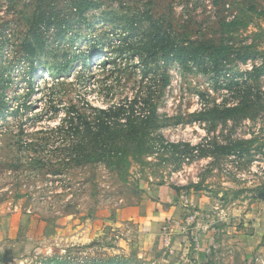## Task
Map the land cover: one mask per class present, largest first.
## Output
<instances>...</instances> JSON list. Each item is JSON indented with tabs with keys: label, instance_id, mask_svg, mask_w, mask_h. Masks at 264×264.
Returning <instances> with one entry per match:
<instances>
[{
	"label": "rangeland",
	"instance_id": "374dc122",
	"mask_svg": "<svg viewBox=\"0 0 264 264\" xmlns=\"http://www.w3.org/2000/svg\"><path fill=\"white\" fill-rule=\"evenodd\" d=\"M80 1L0 0V216L22 217L10 264L177 262L168 223L158 240L134 219L118 221L122 207L156 198L164 186L179 189L187 257L199 222L220 232L219 249L202 264H226L223 242L250 232L251 212L264 208V0H87L96 5L82 16ZM40 13L67 22L61 32L40 28L28 77L20 45ZM149 15L177 41L225 47L218 71L159 59L142 75L132 41L148 38ZM147 91L155 122L137 126L123 157L96 160L92 136L75 134L65 114L84 112L94 125V107ZM241 98L249 106L224 116ZM243 140L251 142L236 152L219 148ZM79 143L91 151L87 161H77Z\"/></svg>",
	"mask_w": 264,
	"mask_h": 264
},
{
	"label": "trees",
	"instance_id": "16d2710c",
	"mask_svg": "<svg viewBox=\"0 0 264 264\" xmlns=\"http://www.w3.org/2000/svg\"><path fill=\"white\" fill-rule=\"evenodd\" d=\"M87 0H82L79 2L78 7L75 10L78 11L80 16L84 12L95 6ZM254 8V7H253ZM264 14V9L260 11ZM37 22L34 24L32 34L26 36L21 42V51L24 54L25 60L28 63V77H32L31 72L34 68L36 58L39 57V50L42 47V32L40 28L43 27L47 29L49 27H54L58 32L66 27L67 20L59 18L55 14L40 13L37 15ZM148 21V35L146 41L143 40L139 44L137 41H132V47L134 50L140 54L142 64V75L146 76L145 72L152 66L149 63L158 62L161 59L163 62H168L169 60H174L184 68H191L193 66H199L201 70L206 71L207 68L211 70L218 71L224 56L227 54V49L222 46L208 45L206 42L195 43L193 41H177L174 36L169 31H166L159 19H154L152 15L147 17ZM248 56L242 58L243 61L247 60ZM68 61L64 63L67 66ZM209 66V67H207ZM263 70V69H262ZM261 71V70H260ZM243 74V73H239ZM246 74V73H244ZM249 74V72H248ZM169 82V76L165 75L163 78V85L166 86ZM156 93V92H155ZM27 94V93H26ZM248 98H241L240 101L232 106L225 109L224 116H231L233 114L241 112L242 108L248 107ZM93 107L92 105H90ZM140 107L144 111L143 113H135V108ZM2 106V101L0 100V113ZM96 112L91 113L93 117L92 125L89 120H87L88 115L84 112L68 111L65 115L67 116L71 129L74 130L75 134L88 133L92 136L93 141L98 146L97 154L94 158L98 161L103 160L106 155L110 156L113 154L115 158H121L125 154L126 146L130 145L133 141L129 138L132 133L137 132V126L144 123V120L148 122H155L156 119V105L154 95L150 92H143L140 94L135 93L131 99L124 102L118 103L116 105H110L107 108L94 107ZM72 109V108H70ZM145 109L147 113L145 115ZM213 110H210L212 112ZM205 116L203 112L199 113V116ZM123 116L125 117L124 121ZM75 123V125H74ZM143 134V132H142ZM251 140H243L235 143H226L220 145L219 148L223 152L232 153L237 151V146L243 143H250ZM170 147H177L180 143H167ZM80 147L76 149V155L78 162L87 161L89 156H91V151L86 150L83 147V143H79ZM188 146L189 144L186 143ZM240 147V146H239ZM192 149V147H191ZM112 152V153H110ZM103 158V159H102ZM39 161V159H38ZM174 191L179 190L178 187H172ZM46 264H61V263H46ZM112 264V263H106ZM117 264H121L118 262Z\"/></svg>",
	"mask_w": 264,
	"mask_h": 264
},
{
	"label": "crops",
	"instance_id": "0c3cea01",
	"mask_svg": "<svg viewBox=\"0 0 264 264\" xmlns=\"http://www.w3.org/2000/svg\"><path fill=\"white\" fill-rule=\"evenodd\" d=\"M175 194L176 192L172 188L161 187L156 198L146 197L148 199L142 200L135 206L122 207L118 221H121V219H134L141 225L144 237L152 236V238L158 240L164 236L160 231L161 226L168 223L169 227H171L169 237L172 236L170 251L172 254L180 256L181 259L176 260L177 262L165 260L167 264H202L211 262L214 252L219 249V229L201 230L199 222L196 224L192 222V224L194 223L192 225L193 259H189L187 257V252H189L188 241L185 239L184 228L181 225L182 211L179 209V205L175 203ZM194 199L196 200V196ZM194 199L192 198V202H194ZM184 205L186 206V204ZM258 206L260 208H255L250 214L253 229L248 233L241 232L242 235L240 237L238 235L236 237H233V235L228 236L229 239L223 242V245L227 244L228 247H222V251L219 252V258H222L226 264H257L254 262V257L256 255L264 257V208L260 204ZM21 218V216L18 217L16 214L11 217L0 216V264H10L14 260L12 251H14L13 247L20 242L17 238L19 231L18 222ZM5 251H8V255L11 258L6 262L3 261Z\"/></svg>",
	"mask_w": 264,
	"mask_h": 264
},
{
	"label": "built area",
	"instance_id": "2783aa9c",
	"mask_svg": "<svg viewBox=\"0 0 264 264\" xmlns=\"http://www.w3.org/2000/svg\"><path fill=\"white\" fill-rule=\"evenodd\" d=\"M254 262L257 264H264V257H262L261 255H256L254 257Z\"/></svg>",
	"mask_w": 264,
	"mask_h": 264
},
{
	"label": "water",
	"instance_id": "95a60500",
	"mask_svg": "<svg viewBox=\"0 0 264 264\" xmlns=\"http://www.w3.org/2000/svg\"><path fill=\"white\" fill-rule=\"evenodd\" d=\"M10 256L8 255V251H5L4 255H3V261L6 262L8 260H10Z\"/></svg>",
	"mask_w": 264,
	"mask_h": 264
}]
</instances>
